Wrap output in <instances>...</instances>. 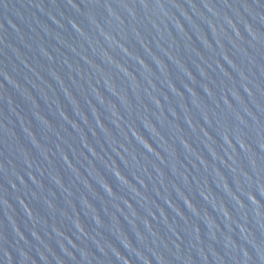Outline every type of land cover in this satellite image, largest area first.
I'll use <instances>...</instances> for the list:
<instances>
[{
	"label": "water",
	"instance_id": "1",
	"mask_svg": "<svg viewBox=\"0 0 264 264\" xmlns=\"http://www.w3.org/2000/svg\"><path fill=\"white\" fill-rule=\"evenodd\" d=\"M0 264H264V0H0Z\"/></svg>",
	"mask_w": 264,
	"mask_h": 264
}]
</instances>
